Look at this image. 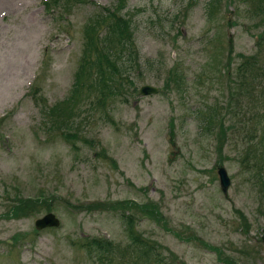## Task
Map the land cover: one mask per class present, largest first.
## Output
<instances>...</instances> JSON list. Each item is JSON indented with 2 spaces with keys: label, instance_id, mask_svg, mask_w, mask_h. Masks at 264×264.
<instances>
[{
  "label": "rangeland",
  "instance_id": "obj_1",
  "mask_svg": "<svg viewBox=\"0 0 264 264\" xmlns=\"http://www.w3.org/2000/svg\"><path fill=\"white\" fill-rule=\"evenodd\" d=\"M116 1L73 0L67 11L0 0L10 10L0 19V264H106L80 247L92 237L110 241L112 264H130L138 248L121 213L160 264H264L259 0H124L117 10L130 15L138 52L116 60L126 77L113 72L104 106L92 88L70 115L48 110L71 93L81 58L83 86L97 77L83 30L99 20L102 33L100 6ZM156 14L167 18L151 22ZM246 54L253 64L241 63ZM142 84L156 91L141 95ZM216 166L229 177L225 194ZM122 200L138 209L113 205ZM49 212L60 225L36 231Z\"/></svg>",
  "mask_w": 264,
  "mask_h": 264
},
{
  "label": "trees",
  "instance_id": "obj_2",
  "mask_svg": "<svg viewBox=\"0 0 264 264\" xmlns=\"http://www.w3.org/2000/svg\"><path fill=\"white\" fill-rule=\"evenodd\" d=\"M58 1L61 2V4L65 7L70 5L71 1L73 0H53L56 4ZM83 1V0H78ZM122 3H120L119 11L125 6V3L123 0H120ZM260 1V0H259ZM258 1V9L259 11H264V4L263 2ZM262 5V6H261ZM118 10L113 13H109L107 10H105V13H100L101 20L105 19L106 22L103 27V32L100 33L97 31L96 26L99 22L96 20L89 21L88 24L84 27V49L86 54H89L92 57V61H90V64L87 66V70L90 71L91 67H94V74L97 76L91 77V74H87V80L90 82L85 85V88L83 84L80 82L81 76L84 73L85 67H84V61L82 58L80 59L81 62L79 64V67L75 73V80L73 82L74 87L71 89V94L68 95L66 98L65 104L61 108H57L56 111L60 109V111H65L66 115H70L72 113V108L74 107V104H78L80 102L84 101L83 96L86 97V95H90V90L97 89L99 95L98 98H96L97 104L104 106L103 99L106 95L111 96L112 91L114 90L115 86L112 84V74L114 71H119V74H121L123 71L126 70L125 65H121L119 68L117 66H114L115 64L111 63L108 58L110 59H124L123 57L126 56V58L130 59L131 56H133V53L131 52V45L130 42H133V31L134 27L132 25V21L130 19V15L127 13H120ZM127 14V15H126ZM156 19V18H155ZM154 19V23H156V20ZM158 22L162 18L158 17ZM152 22V21H151ZM100 33V34H99ZM264 40V33L261 36L259 41ZM244 58V56H243ZM257 57H254L253 54L249 56H245L244 59H242L241 63H250L253 64L254 60H256ZM134 68L139 70V65L135 64ZM176 79V78H175ZM129 84H131V80H128ZM178 85V81H177ZM85 88V89H84ZM84 92V95L83 93ZM115 94V92H113ZM104 109V107H103ZM210 116V115H209ZM264 118V117H263ZM205 123H208L210 120L208 116L206 119L204 118ZM206 127V125H205ZM205 129H208L207 127ZM262 131H260V137L261 139H264V127H262ZM65 135V134H64ZM67 134L65 137H70ZM264 167V166H263ZM258 169V167H257ZM262 169L260 168L255 173V178H258L261 180L263 186H264V172L261 173ZM264 189V188H263ZM264 195V190H263ZM19 203H22L24 205L32 204L37 201H31L29 199H18ZM116 207H121L124 209H138V206H134V203L131 202H117L113 204ZM136 205V204H135ZM102 206V204L94 203L91 205H87V209L94 210V207ZM144 206V205H143ZM92 207V208H91ZM132 207V208H131ZM27 208V207H26ZM144 212V211H140ZM147 213V212H144ZM120 220L123 225V230L126 233V238L130 244V247H137L138 249L131 250L133 252L134 256H136V259H134V256H128L129 263L130 264H160V260L153 258L152 254L147 247L148 245L141 241L140 238H138L136 235L133 234L132 228H133V221L132 218L129 215H124V213H121ZM83 248L86 251L87 258L95 263H101L104 261L106 264H112L111 258L109 256V252L111 250V244L110 241L107 242L106 240H98L97 238H89L88 241L83 243ZM140 259V260H139Z\"/></svg>",
  "mask_w": 264,
  "mask_h": 264
},
{
  "label": "water",
  "instance_id": "obj_3",
  "mask_svg": "<svg viewBox=\"0 0 264 264\" xmlns=\"http://www.w3.org/2000/svg\"><path fill=\"white\" fill-rule=\"evenodd\" d=\"M155 91L156 89L150 86H142L139 89V92L141 94L154 93ZM216 172L218 176L219 188L224 193L229 183L225 170L223 169V167L218 166L216 169ZM34 225L37 229L43 228L45 226H55L56 220L50 214H47L44 217L35 220Z\"/></svg>",
  "mask_w": 264,
  "mask_h": 264
}]
</instances>
